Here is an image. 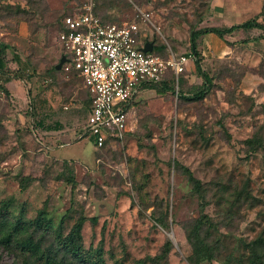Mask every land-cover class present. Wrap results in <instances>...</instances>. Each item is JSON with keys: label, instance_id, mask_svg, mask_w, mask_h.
Masks as SVG:
<instances>
[{"label": "rangeland", "instance_id": "obj_1", "mask_svg": "<svg viewBox=\"0 0 264 264\" xmlns=\"http://www.w3.org/2000/svg\"><path fill=\"white\" fill-rule=\"evenodd\" d=\"M88 2L107 23H137L163 55L189 54L191 34L208 28L264 24V0H0V206L9 204L8 221L29 223L44 210L66 234L84 217V248H101L104 264H190L186 234L202 201L187 168L202 183L213 224L204 235L214 259L201 264L240 259L264 231V31L214 34V56L199 62L209 87L195 64L178 84L168 75V89L135 101L124 140L96 149L82 136L89 107L81 79L54 70L61 20ZM203 86L202 100L182 99ZM256 133L263 145L254 150L245 141ZM49 235L42 249L55 244ZM16 259L0 250V264Z\"/></svg>", "mask_w": 264, "mask_h": 264}, {"label": "built area", "instance_id": "obj_2", "mask_svg": "<svg viewBox=\"0 0 264 264\" xmlns=\"http://www.w3.org/2000/svg\"><path fill=\"white\" fill-rule=\"evenodd\" d=\"M142 36L135 22H102L91 2L61 20L57 39L66 58L61 69L75 72L87 92L90 110L82 136L87 135L96 148L124 140L130 105L138 94L161 84L169 70L177 84L178 75L194 60L191 54H169L164 59L145 53Z\"/></svg>", "mask_w": 264, "mask_h": 264}, {"label": "trees", "instance_id": "obj_3", "mask_svg": "<svg viewBox=\"0 0 264 264\" xmlns=\"http://www.w3.org/2000/svg\"><path fill=\"white\" fill-rule=\"evenodd\" d=\"M100 20L102 22H106L101 18ZM238 29H261L262 31H264V24H260L256 20L252 19L245 23L233 25L227 28L212 27L203 30L202 32H195L191 34V50L189 54L194 57V62L197 66L196 71L203 76L206 86L209 87L212 80L204 72L202 73L199 67L201 57L196 50L197 37L201 33H213L218 37L223 38L225 35L231 34ZM144 42L152 44L153 54L159 55L164 59L168 57V54L163 55L160 53L162 49L161 47L155 46L153 42H150L146 39H144ZM1 54L2 50L0 49V71H2L5 66ZM183 73L178 75L177 84L179 83V78ZM168 75L171 76L172 83H175V76L169 70L167 71L164 77V81L161 84L150 87L152 89H156V87L162 85L164 89H168V87L165 86L168 83V81L166 80ZM206 86H203L201 89L193 92L190 97H183L182 99L191 102L202 100L208 91V87ZM162 91L164 92L165 90ZM136 104L137 103L135 102L132 103L130 105V108H132ZM88 107L90 110L89 97ZM262 142L263 140L258 137L257 133L245 141L250 149L254 150H256V148H261L263 145ZM107 144H109V142H106L101 148L105 147ZM184 174L186 175L188 182L191 184L192 191L197 194L199 199L202 201L200 204V217L197 221H195V223L191 226L186 234V239L191 247V256L189 262L190 264L211 262L214 259V252L216 251V247L214 246V244H211L209 242V237L204 235L205 227L208 225V227L210 228L213 226V224L210 221L209 216L205 214V194H203L202 183L200 180L196 179L191 171L187 168H184ZM65 182L72 186L74 183L71 178L66 179ZM245 194H247V192L244 188L240 191H234V199L232 200V202L237 203L239 201V198ZM8 208L9 204L7 202H2L0 206V250L2 253H7L11 256L14 255V257L17 258L16 261L13 262V264H104L101 248L92 251H86L84 248L82 239V228L86 221L84 217L78 218L77 221L72 225L70 230L66 234H63L61 229L57 231L52 229L51 223L47 220L46 212L44 210L39 211L37 217L34 220L29 223H25L22 216L18 217L13 222H9ZM90 221L94 223L96 222L95 218H91ZM50 232L54 235L53 239H55V244L49 245L47 248L42 249L43 236L49 235ZM169 246V243H166L164 245L162 258H164L168 254ZM224 264H264V231L254 239L244 244V254L240 259H237L235 261L231 260L230 262H226Z\"/></svg>", "mask_w": 264, "mask_h": 264}, {"label": "crops", "instance_id": "obj_4", "mask_svg": "<svg viewBox=\"0 0 264 264\" xmlns=\"http://www.w3.org/2000/svg\"><path fill=\"white\" fill-rule=\"evenodd\" d=\"M218 13L220 15V10L216 8V10L213 11V17L215 14H218ZM226 27H230V25H227ZM142 37H144V36H142ZM196 50L198 51L200 57L204 56L205 54H211L212 56H214V34L213 33H203L202 35H200L199 38L196 40ZM190 64H195L194 60H192V62L188 61V63L185 66V71L189 67ZM10 85H11V83L7 82L4 84V87H6L7 89H11ZM147 90H154V89H152L151 87H148L146 90H144L140 94H138L136 100L138 99V97L141 94H143Z\"/></svg>", "mask_w": 264, "mask_h": 264}, {"label": "water", "instance_id": "obj_5", "mask_svg": "<svg viewBox=\"0 0 264 264\" xmlns=\"http://www.w3.org/2000/svg\"><path fill=\"white\" fill-rule=\"evenodd\" d=\"M143 52H152V44L151 43H145L144 47L142 48ZM66 62L65 56H61L59 63L56 64L55 69L60 70L62 68V65Z\"/></svg>", "mask_w": 264, "mask_h": 264}]
</instances>
